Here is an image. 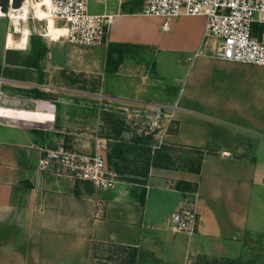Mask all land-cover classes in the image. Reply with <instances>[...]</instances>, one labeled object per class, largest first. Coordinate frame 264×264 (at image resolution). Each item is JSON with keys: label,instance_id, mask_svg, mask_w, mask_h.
Returning <instances> with one entry per match:
<instances>
[{"label": "crops", "instance_id": "0c3cea01", "mask_svg": "<svg viewBox=\"0 0 264 264\" xmlns=\"http://www.w3.org/2000/svg\"><path fill=\"white\" fill-rule=\"evenodd\" d=\"M144 1L104 5L98 14L110 17L106 43L102 54L86 56L53 53L45 28L33 33L28 26L21 27L29 18L0 15L12 19L16 34L10 45L9 33L0 43V80L11 67L27 69L26 79L19 73L22 78L16 81L27 84L34 96L14 99L30 101L34 107L44 103L56 116L42 126L0 125V264H91L94 244L140 247L154 236L153 229L160 232L157 237L169 232L172 214L183 207H193L199 216L190 241L196 254L208 256L214 246L243 242L251 227L264 233L258 226L264 216V170L257 160L264 155V120H260L264 88L248 85L253 84L251 72L264 75V66L219 60L211 41L195 56L206 19L182 16L166 32L163 19L143 15ZM35 8L28 0L25 14L42 17ZM41 19L39 26L48 22ZM109 49L148 54L142 61L113 52L109 60ZM20 52L21 59L12 60ZM86 72L106 73L104 92L109 102L125 110L177 103L172 122L167 123L172 126L168 142L203 152L201 171L152 166L146 183L134 194L128 186L98 192L89 182L39 172L46 150H71L68 144L79 142L67 137L72 134L67 130L71 116L65 106L73 102L66 95L85 92L68 87L66 81L69 73ZM60 93L66 97L52 99ZM40 115L37 111L36 117ZM50 115L45 113L43 121ZM254 206L256 222L251 218Z\"/></svg>", "mask_w": 264, "mask_h": 264}, {"label": "rangeland", "instance_id": "374dc122", "mask_svg": "<svg viewBox=\"0 0 264 264\" xmlns=\"http://www.w3.org/2000/svg\"><path fill=\"white\" fill-rule=\"evenodd\" d=\"M30 1L32 6L36 7L35 9H39L42 12V5L36 4L39 0ZM119 1L92 0L89 5L90 12L101 13L105 7L104 5L113 2L120 3ZM122 2L123 0H121ZM41 15L51 16L49 10L41 13ZM26 16L19 15L25 21L28 20ZM28 18V21L21 23V27L28 26L33 33H43L45 28L44 35L50 36L49 40L52 43L53 53L84 54L85 56L98 52L102 54L101 46H104L105 42L94 47H75L70 45L66 39V23L61 19L55 18V21H53L47 18L46 21L48 22H43L39 26V16L35 17L33 12H30ZM8 33L10 45L16 35L13 31L12 19L0 17V43L2 38H4L5 42ZM16 43H11V46ZM113 52L121 53L123 57L126 56V60L130 56L131 59L139 60L141 58L142 61L147 59L146 55L148 54L145 51L109 49L107 51L109 60ZM22 53L16 54L17 56L12 60L16 62L21 59ZM1 54L3 55V52H0V56ZM121 60L123 61L124 59ZM108 62L109 65L112 63ZM19 73L26 79L28 70L19 71L11 67L4 73V80H0V125L20 123L46 125L43 121H37L39 118L36 117L38 106L34 107V104L30 103V101H23L34 95H30L31 91L27 84L17 83L18 81L16 80L22 78ZM251 73L254 79L251 78L250 81L253 84L248 83V85L251 87L255 85L256 87L254 86V88H264V75L257 72ZM105 74L91 72L79 74L78 76L67 74L66 85L85 92L79 95L72 93L74 96L66 95L69 98L68 102H73L71 104L72 107L65 106L69 108V115L71 116L70 126L67 130L72 134L67 135V137L73 138V140L69 141L79 138V142L72 143L81 146L80 149H74L71 145L72 143H69L68 147L71 148V151L92 153L98 145L103 144L102 140L106 141L107 149L105 155L107 156L110 169L116 173V189L119 186H128L131 187L132 194L135 193V190L137 192L138 185L146 183L150 168L156 163L162 167L168 169L176 168L177 170L197 167L201 159L200 152L177 146L174 147L168 142L166 135L167 132L171 131L172 126H168L169 124L167 123L168 120L172 122L173 116L171 114L175 110L171 107L164 109L165 116L159 120L158 125H154L153 121L145 114L144 108L125 110L122 105H114V102L110 103L105 93L107 85V82L104 81ZM97 92H100L102 96L98 98L96 96ZM17 96H21L23 100H15L14 98H19ZM66 96L60 93L52 95V99L60 101L61 97ZM76 104L83 105V108L81 106L76 107ZM74 108L80 109L76 110ZM23 113L24 117H19ZM261 117L264 116H260V120H264ZM55 118L56 116L53 114L52 122L55 121ZM26 120L35 122H26ZM257 160L261 170H264V155ZM255 211L254 206L253 211H251V218L254 222H256L257 216ZM263 211L261 210V212ZM258 226L264 227V216H262V219L260 218ZM168 231L162 233L164 236L157 237L160 232L157 229H153L154 236L140 247L127 248L109 244H95L91 254V264H264V233L257 234V232H254V227H251L243 242H224L221 246H214V253H210L211 255L208 254V256L196 254L197 251L191 248L190 241L193 234L169 229Z\"/></svg>", "mask_w": 264, "mask_h": 264}, {"label": "built area", "instance_id": "2783aa9c", "mask_svg": "<svg viewBox=\"0 0 264 264\" xmlns=\"http://www.w3.org/2000/svg\"><path fill=\"white\" fill-rule=\"evenodd\" d=\"M91 1L52 0L54 18L66 23V39L76 47L106 43L110 17L91 13ZM142 13L163 19L162 30L166 32L182 16L204 17L203 40L195 56L211 41L214 57L219 60L264 66V0H145ZM166 108L153 104L144 109L153 124L158 125ZM171 108L177 110V103ZM102 142L92 154L48 149L39 160L38 170L73 182H89L98 192L115 190L116 173L108 165L106 141ZM198 224L199 216L193 207H183L170 218L171 230L182 233L194 234Z\"/></svg>", "mask_w": 264, "mask_h": 264}, {"label": "bare ground", "instance_id": "6f19581e", "mask_svg": "<svg viewBox=\"0 0 264 264\" xmlns=\"http://www.w3.org/2000/svg\"><path fill=\"white\" fill-rule=\"evenodd\" d=\"M27 1L28 0H20V1H18V0H0V15L1 16H7L8 13H10V16L12 17L13 20L22 19L18 15L26 16L25 6H26ZM37 4L42 5V12H46L47 10H49V12L51 14V16L42 15V17H40V18H42L41 20L47 19V18L50 20H55V18H54V5H53L52 0H41ZM26 18L28 19V16H26ZM37 106H38V111H40L42 113V116L41 115L39 116L38 121H43L44 114L50 112V114H51L50 120L43 121V122L46 125L51 123L53 120L52 117H53L54 112L51 109H49L48 106L44 103L38 102ZM19 117H24V113L21 114Z\"/></svg>", "mask_w": 264, "mask_h": 264}, {"label": "trees", "instance_id": "16d2710c", "mask_svg": "<svg viewBox=\"0 0 264 264\" xmlns=\"http://www.w3.org/2000/svg\"><path fill=\"white\" fill-rule=\"evenodd\" d=\"M201 153V159H200V161H199V163H198V166L197 167H195V168H189V169H182V170H184V171H190V172H195V173H199L200 171H201V167H202V157H203V155H204V153L203 152H200ZM152 166H155V167H160V168H165V167H162L161 165H158V163H156V165H152ZM176 169V168H175ZM139 199L141 200V202H143L144 201V194H142V192H141V195H139ZM95 245V244H94ZM93 245V246H94Z\"/></svg>", "mask_w": 264, "mask_h": 264}, {"label": "water", "instance_id": "95a60500", "mask_svg": "<svg viewBox=\"0 0 264 264\" xmlns=\"http://www.w3.org/2000/svg\"><path fill=\"white\" fill-rule=\"evenodd\" d=\"M18 1H20V0H18ZM7 4V3H6Z\"/></svg>", "mask_w": 264, "mask_h": 264}]
</instances>
